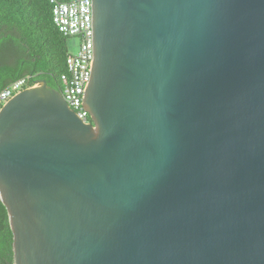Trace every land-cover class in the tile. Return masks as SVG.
<instances>
[{
	"label": "water",
	"instance_id": "obj_1",
	"mask_svg": "<svg viewBox=\"0 0 264 264\" xmlns=\"http://www.w3.org/2000/svg\"><path fill=\"white\" fill-rule=\"evenodd\" d=\"M0 110L13 264H264V0H91L83 124Z\"/></svg>",
	"mask_w": 264,
	"mask_h": 264
},
{
	"label": "trees",
	"instance_id": "obj_2",
	"mask_svg": "<svg viewBox=\"0 0 264 264\" xmlns=\"http://www.w3.org/2000/svg\"><path fill=\"white\" fill-rule=\"evenodd\" d=\"M68 39L52 22L50 0H0V90L31 76L32 82L43 81L60 92ZM12 244L7 211L0 200V264H13Z\"/></svg>",
	"mask_w": 264,
	"mask_h": 264
},
{
	"label": "built area",
	"instance_id": "obj_3",
	"mask_svg": "<svg viewBox=\"0 0 264 264\" xmlns=\"http://www.w3.org/2000/svg\"><path fill=\"white\" fill-rule=\"evenodd\" d=\"M52 22L67 38L77 41L74 53L69 51L65 59V71L60 75L59 92L67 107L83 124L93 125L87 111L82 108V97L91 63V0H50ZM31 76L10 82L0 90V110L14 96L37 86Z\"/></svg>",
	"mask_w": 264,
	"mask_h": 264
},
{
	"label": "rangeland",
	"instance_id": "obj_4",
	"mask_svg": "<svg viewBox=\"0 0 264 264\" xmlns=\"http://www.w3.org/2000/svg\"><path fill=\"white\" fill-rule=\"evenodd\" d=\"M68 49L71 53H74L77 49V41L74 38H69L67 41Z\"/></svg>",
	"mask_w": 264,
	"mask_h": 264
},
{
	"label": "bare ground",
	"instance_id": "obj_5",
	"mask_svg": "<svg viewBox=\"0 0 264 264\" xmlns=\"http://www.w3.org/2000/svg\"><path fill=\"white\" fill-rule=\"evenodd\" d=\"M38 86H40V84H37V86H36V87H38Z\"/></svg>",
	"mask_w": 264,
	"mask_h": 264
}]
</instances>
